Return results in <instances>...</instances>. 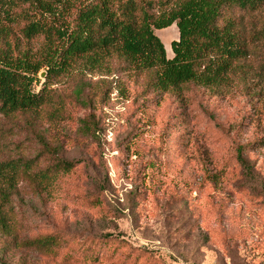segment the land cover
I'll return each instance as SVG.
<instances>
[{
    "label": "rangeland",
    "instance_id": "374dc122",
    "mask_svg": "<svg viewBox=\"0 0 264 264\" xmlns=\"http://www.w3.org/2000/svg\"><path fill=\"white\" fill-rule=\"evenodd\" d=\"M43 1L59 9L79 0ZM154 34L172 59L177 26ZM23 45L44 49L43 39ZM263 59L247 73L249 95L234 76L226 88H192L183 101L168 94L157 105L142 97L143 78L122 76L126 87L95 106L102 128L95 134L82 124L91 110L61 79L52 89L65 100L67 120L54 121L48 108L37 119L3 120L2 158L42 152L44 170L73 167L45 200L30 182L20 184L17 228L0 237V264H264V145L246 152L248 169L237 160L239 147L264 142V80L256 72ZM47 71L37 75L36 93ZM98 89L101 99L106 87ZM44 235L61 239L52 254L12 242Z\"/></svg>",
    "mask_w": 264,
    "mask_h": 264
},
{
    "label": "trees",
    "instance_id": "16d2710c",
    "mask_svg": "<svg viewBox=\"0 0 264 264\" xmlns=\"http://www.w3.org/2000/svg\"><path fill=\"white\" fill-rule=\"evenodd\" d=\"M61 6L43 0H0V124L18 116L37 119L46 108L54 121L67 120L65 100L52 89L57 79L72 85L73 100L91 110L82 121L86 134L102 130L93 111L126 87L122 76L143 78L142 97L153 96L157 105L168 94L183 101L192 88H226L234 76L249 95L247 73L264 53V0H79ZM173 25L179 38L171 45L174 57L169 59L154 30ZM40 39L41 52L23 45L24 40ZM44 68L46 79L36 93L33 84ZM256 72L264 80V59ZM100 87H106L101 99ZM3 139L0 130V237L7 238L17 228L13 199L20 184L30 182L45 200L50 196L47 187L59 183L73 164L59 162L53 170H44L42 152L32 159H4ZM39 141L47 148L42 138ZM263 145L255 141L238 148L242 168H249L246 152ZM12 242L46 254L61 245L56 235L21 242L15 237Z\"/></svg>",
    "mask_w": 264,
    "mask_h": 264
}]
</instances>
